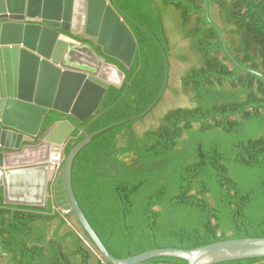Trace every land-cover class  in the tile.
I'll return each instance as SVG.
<instances>
[{"label": "trees", "instance_id": "1", "mask_svg": "<svg viewBox=\"0 0 264 264\" xmlns=\"http://www.w3.org/2000/svg\"><path fill=\"white\" fill-rule=\"evenodd\" d=\"M114 1L138 43L130 68L107 58L123 86L84 122L51 111L42 125L75 126L66 156L102 131L72 167L91 227L117 259L264 238V0H208L210 20L205 0ZM63 166L46 207L7 205L0 188V264H110L64 212Z\"/></svg>", "mask_w": 264, "mask_h": 264}, {"label": "water", "instance_id": "2", "mask_svg": "<svg viewBox=\"0 0 264 264\" xmlns=\"http://www.w3.org/2000/svg\"><path fill=\"white\" fill-rule=\"evenodd\" d=\"M50 1L0 0V72H5L0 87V149L18 150L23 141L37 138L51 111L86 121L97 112L109 87L121 88L125 82V73L107 58L126 68L133 63L138 43L114 0ZM205 7L210 20L208 0ZM221 40L228 52L222 33ZM74 131L75 126L65 119L43 134L40 145L0 153L5 204L45 207L50 185L64 163L62 176L70 207L64 212L74 213L98 254L110 264H142L161 257L187 264L264 258V238L221 241L193 250L156 249L127 259L113 257L83 214L72 185L77 154L102 131L84 133L85 139L66 156L65 145Z\"/></svg>", "mask_w": 264, "mask_h": 264}, {"label": "flooded vegetation", "instance_id": "3", "mask_svg": "<svg viewBox=\"0 0 264 264\" xmlns=\"http://www.w3.org/2000/svg\"><path fill=\"white\" fill-rule=\"evenodd\" d=\"M43 1H45V0H43ZM41 2H42V0H41ZM51 3L50 4H53V0H51L50 1ZM7 14H8V12H7ZM8 21V20H7ZM3 22H6L5 20L3 21ZM25 23H27L26 21H25ZM30 23V22H29ZM67 35H69L68 33H66ZM95 48V47H94ZM0 67H2L1 65H0ZM3 74H5V72H0V87L2 86V84H1V76L3 75ZM42 138H43V133H42V128H41V132H40V134H39V136L37 137V138H35L34 140H32V141H29V143L28 142H22L21 143V145H20V149H18V150H7V149H0V153H18V152H20L24 147H28V146H37V145H40L42 142H43V140H42ZM70 139V138H69ZM69 141V140H68ZM67 143V142H66ZM66 146V145H65ZM49 193H50V191H49ZM49 200V199H48ZM48 203V202H47ZM47 205V204H46ZM46 207V206H45ZM2 262L4 261V264H6V260L4 259V258H2V260H1Z\"/></svg>", "mask_w": 264, "mask_h": 264}, {"label": "crops", "instance_id": "4", "mask_svg": "<svg viewBox=\"0 0 264 264\" xmlns=\"http://www.w3.org/2000/svg\"><path fill=\"white\" fill-rule=\"evenodd\" d=\"M256 264H264V262H259V263H256Z\"/></svg>", "mask_w": 264, "mask_h": 264}, {"label": "rangeland", "instance_id": "5", "mask_svg": "<svg viewBox=\"0 0 264 264\" xmlns=\"http://www.w3.org/2000/svg\"><path fill=\"white\" fill-rule=\"evenodd\" d=\"M62 174V173H61Z\"/></svg>", "mask_w": 264, "mask_h": 264}]
</instances>
